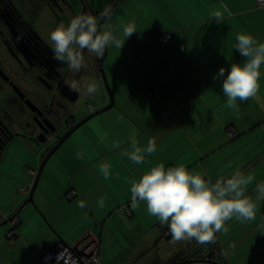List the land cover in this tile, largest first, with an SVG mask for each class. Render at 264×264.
<instances>
[{"label":"crops","instance_id":"0c3cea01","mask_svg":"<svg viewBox=\"0 0 264 264\" xmlns=\"http://www.w3.org/2000/svg\"><path fill=\"white\" fill-rule=\"evenodd\" d=\"M102 4L93 5L99 9ZM108 4L110 0L104 8ZM123 5L101 27L121 40L125 25L134 23L138 29L121 49L109 47L103 61L113 107L79 128L77 137L78 130L74 132L62 144V154L51 156L32 204L23 206L43 157L15 142L28 158L8 153L0 162V264H41L48 251L69 245L86 232L97 236L99 257L104 258V227L119 218L142 234L131 247L145 244L124 264H167L174 253L182 258L192 255L199 244L182 240L178 251L162 260L157 244L165 229L153 216L142 220L147 212L144 202L131 207V184L158 162L183 164L213 182L235 172L254 176L247 194L255 203V218L234 216L221 231L229 228L228 243L224 238L221 243L217 233L212 242L220 247V264H230L233 251L247 252L244 246L251 250L253 264H264V199H256L255 191L257 183H264V66L256 96L233 107L228 106L221 79L215 78L221 67L243 61L234 49L237 34L249 32L264 42V6L258 7L256 0H129ZM216 12L223 17L220 22ZM157 30L170 35L164 47L157 44ZM93 79L100 87L85 95L92 108L88 106L84 116L109 103L99 68ZM149 92L153 96L145 100ZM229 128L234 132L231 138ZM133 139L138 146L152 140L157 148L139 166L128 158ZM104 164L111 166L108 178L101 171ZM19 185L25 193L17 191ZM14 215L16 236L7 239ZM103 264L111 263L103 259Z\"/></svg>","mask_w":264,"mask_h":264},{"label":"clouds","instance_id":"9594fccd","mask_svg":"<svg viewBox=\"0 0 264 264\" xmlns=\"http://www.w3.org/2000/svg\"><path fill=\"white\" fill-rule=\"evenodd\" d=\"M110 11L106 7L100 16L109 18ZM214 17L217 22L223 19L220 12H216ZM137 30L134 23L125 25L124 39L121 40L112 31L98 27L97 16L80 14L72 17L67 24L59 23L49 39L55 59L64 62L69 70L80 73L85 67V51L103 57L109 47L121 49ZM234 49L244 58L243 61L232 63L227 69L221 67L215 77L221 79L220 87L229 107L235 106L237 101H247L256 96L264 66V42L251 33L237 34ZM71 86L75 89L78 85L73 82ZM99 87L92 79L84 90L87 95H93ZM131 148L128 158L137 166L157 150L152 140L146 146H138L133 139ZM110 170L108 164L101 166L105 178L109 177ZM254 180L252 175L235 172L213 182L202 172L190 170L183 164L166 166L158 162L131 184V207L135 209L138 202H144L147 213L155 217L160 225L167 226L172 241L194 239L197 244L203 245L214 241L216 233L221 232L225 222L234 216L245 221L255 218L256 206L247 194L248 186ZM255 191L256 199H264V183H257ZM73 260L70 252L61 249L55 257V264H73Z\"/></svg>","mask_w":264,"mask_h":264},{"label":"flooded vegetation","instance_id":"af4514ba","mask_svg":"<svg viewBox=\"0 0 264 264\" xmlns=\"http://www.w3.org/2000/svg\"><path fill=\"white\" fill-rule=\"evenodd\" d=\"M84 4L85 0H0V162L15 142L44 157L85 117L89 104L84 82L96 74L98 58L85 51V67L75 73L55 59L49 39L59 23L89 14ZM64 96L76 97L77 111ZM37 139L44 144L38 145Z\"/></svg>","mask_w":264,"mask_h":264},{"label":"rangeland","instance_id":"374dc122","mask_svg":"<svg viewBox=\"0 0 264 264\" xmlns=\"http://www.w3.org/2000/svg\"><path fill=\"white\" fill-rule=\"evenodd\" d=\"M120 6L122 7L124 5L121 4ZM142 25H143V27H145L144 23ZM155 38H156V35H155ZM78 133H79V130L76 133H74V136L77 137ZM17 145H18V143L12 145V147L8 151L9 154L8 153L7 154L10 157H12L11 155L19 156L21 154V152H19V149L17 150V148H18ZM46 147L47 148L50 147L49 144L46 145ZM61 147H62V145L54 153V155L62 154ZM21 155L28 158L26 155H23V154H21ZM26 167L33 168L30 165H26ZM13 175H14V172H13ZM21 187L22 186L19 185V188L17 189V191H19L21 189ZM142 217H143L142 220L151 219L150 215L147 212H143ZM121 219L122 218H119L115 222V224L118 222L117 226H115V224H114L111 226L104 227V239H103L102 253H101L102 255H104V258L99 257V260L102 264H103V259H105L106 261H108V263H111V264H124L126 261L131 260V258L135 254L139 253L140 250L145 246V244L142 245V243H141V244H139L140 247L137 249H135V248L133 249L132 248L133 246L131 247L132 243L135 242L137 238L142 237V234L139 235L137 228H133L134 225H131L129 222H124V219H122V220ZM162 227H163V229H165L166 225H164ZM147 229H150V230L145 236H147V238H149V236L152 232V226L147 228ZM147 229L145 228L144 230H142V233H145V231ZM228 231H229V228L225 229L223 231L225 233L222 232L223 234L221 232L217 233L219 236L220 242L222 241L221 238H224L223 241H226V243H228L227 242V238H228L227 234L229 233ZM183 241H175L174 242V241H172V239L170 241H166L164 238L161 239L160 242L157 244L158 256L162 260H165L166 254H169L172 252L174 253V252L178 251L180 244ZM194 242L197 243L196 241H194ZM206 244H203L204 247ZM210 244H212V242H210ZM203 245L199 244L198 250L201 248L203 249L204 248ZM244 250H246L247 252H244L241 250L240 252L239 251H233L231 254H229L230 264H253L254 258H251L249 256L251 250L248 249V246H244ZM180 259H182V256L180 254L175 255V253H174L172 257H170L169 259H167L165 261H167V263L173 262L175 264H181ZM132 260H133V258H132ZM262 262L264 263V260H262ZM187 264H202V263H187Z\"/></svg>","mask_w":264,"mask_h":264},{"label":"built area","instance_id":"2783aa9c","mask_svg":"<svg viewBox=\"0 0 264 264\" xmlns=\"http://www.w3.org/2000/svg\"><path fill=\"white\" fill-rule=\"evenodd\" d=\"M256 4L258 7L264 6V0H256ZM170 35L167 32H163L157 30L156 41L160 47H164L169 40ZM153 94L151 92L144 95L145 100H149L152 98ZM89 106V105H88ZM90 107V106H89ZM234 135L232 128L227 130V136L231 138ZM29 174H33L30 170H28ZM21 192L25 193L26 189L22 188ZM127 214H129L128 210H125ZM17 220L14 219L11 221V230L7 234L6 238L11 239L16 236V225ZM61 249H66L71 253V256L74 257L73 264H102L99 260V239L91 232H86L81 238L72 242L69 245H57L46 254H44L40 258L41 264H55V257ZM212 252L213 255L211 259L213 261L221 260V250L219 245L210 244L205 246L203 249H200L196 252L191 259L192 260H207V255Z\"/></svg>","mask_w":264,"mask_h":264},{"label":"water","instance_id":"95a60500","mask_svg":"<svg viewBox=\"0 0 264 264\" xmlns=\"http://www.w3.org/2000/svg\"><path fill=\"white\" fill-rule=\"evenodd\" d=\"M103 1V4L101 6V8L99 9H95L93 4L89 3V0H85V4L83 5V9H86L88 11L89 14H92V15H96V16H100V13L107 7V8H110V14H109V17L118 9V7L121 5V4H127L129 3V0H111L110 4H108L105 8H104V5L108 2V0H96V3L97 2H101ZM108 20V18H101L99 24H98V27H101L102 24H104L106 21ZM106 54H107V51L105 53V55L103 57H100L99 58V62H98V68H99V73H100V78H101V81H102V84L105 88V91H106V94H107V97L109 99V104L104 107V108H101V109H98L90 114H88L87 116H85L81 122H79L76 126H74L51 150H49L46 155L43 157L41 155L40 152H35V156L37 157H43L39 163V167H38V170H37V174H36V177H35V181H34V185L32 187V189L30 190L29 192V196H28V199L27 201L24 202L23 206H25L27 203H33V200H32V197H33V194H34V191L36 189V186H37V183H38V180L41 176V173H42V170L45 166V164L47 163V161L51 158V156L59 149V147L74 133L76 132L79 128H81L83 125H85L87 122H89L91 119H93L94 117L108 111L109 109H111L113 107V97H112V93L110 91V88L108 86V83H107V80L105 78V75H104V71H103V61L106 57ZM88 81H85L84 82V86L87 84ZM69 89L71 92H74L71 88H67ZM67 101L69 102V105L70 106H73V109L74 110H78L77 107L75 106V101H76V97L74 99H70L68 96H64ZM44 140H38L37 139V144L38 145H41V144H44ZM30 150V148H28ZM16 215H14L10 221L16 219ZM164 239L166 241H170L171 240V236L169 234V231H168V228L167 226L165 227V231H164ZM213 253L210 252L208 255H207V260H186L184 262H182L181 264H187V263H202V264H220V263H217L215 261H213L211 259Z\"/></svg>","mask_w":264,"mask_h":264},{"label":"trees","instance_id":"16d2710c","mask_svg":"<svg viewBox=\"0 0 264 264\" xmlns=\"http://www.w3.org/2000/svg\"><path fill=\"white\" fill-rule=\"evenodd\" d=\"M212 243L215 244V242H212ZM196 252H198V251L193 252L192 255H190V256H188V257H186V258H182V259H180V262H182V261H186V260L190 259V258H191ZM221 262H222V261H221ZM167 264H175V263L170 262V263H167Z\"/></svg>","mask_w":264,"mask_h":264}]
</instances>
